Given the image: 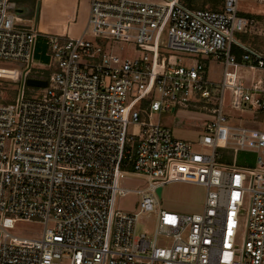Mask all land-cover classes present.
Masks as SVG:
<instances>
[{"label":"built area","instance_id":"built-area-1","mask_svg":"<svg viewBox=\"0 0 264 264\" xmlns=\"http://www.w3.org/2000/svg\"><path fill=\"white\" fill-rule=\"evenodd\" d=\"M239 3L91 0L80 35L46 34L50 63L39 70L38 28L21 24L17 0H0V61L17 65L0 67V80L21 84L9 97L0 87V264H264V129L234 125L225 112L264 113V52L235 37L264 25L240 15ZM108 42H133L145 54L124 58ZM187 54L223 60L222 80H210L201 61L184 64ZM241 68L260 75L246 85ZM29 78L48 84L27 90ZM181 108L214 115L198 140L210 152L152 118ZM223 149L256 153V162L223 165ZM131 175L146 185L122 187ZM177 181L207 188L202 213L160 206L157 189ZM129 192L139 195L137 211L117 210V196ZM143 215L154 227L137 234ZM17 221L42 223V236L13 235ZM162 236L172 242L161 245Z\"/></svg>","mask_w":264,"mask_h":264},{"label":"rangeland","instance_id":"rangeland-1","mask_svg":"<svg viewBox=\"0 0 264 264\" xmlns=\"http://www.w3.org/2000/svg\"><path fill=\"white\" fill-rule=\"evenodd\" d=\"M18 1V0H17ZM40 0H38L39 2ZM30 3L31 0L25 1ZM89 0H82L79 5V14L81 16L79 20V26L77 32L80 33L86 22ZM19 4H24L22 1ZM32 5H36L33 1ZM240 15L259 21L261 25H264V4H260L257 0H240ZM223 6V5H222ZM220 7V9L222 8ZM38 7V4H37ZM235 37L245 43L248 46L255 47L259 51L264 52V31L261 34H246L244 32H237ZM87 38L94 40L93 37ZM163 40H166V36H163ZM38 48L33 58L34 67L42 70L43 65L48 62V46L46 45L45 38L39 37L37 40ZM107 47L114 50L115 54H118L124 58L142 57L145 52L138 50L137 46L133 42H108ZM192 59H183L184 64H189L201 61L206 65L208 78L214 82H220L224 75L225 62L223 60H217L214 56H200V55H185ZM14 62L0 61V67L2 68H14L16 67ZM243 81L246 85H252L257 80L260 73L241 68ZM264 75V74H263ZM0 87L2 88V95L4 97L14 96L16 93L13 89H20L21 84L10 80L1 79ZM33 88L39 89L40 87L26 86L27 90ZM228 103V94L226 95ZM226 114L230 115V122L237 126H254L262 127L264 129V113L251 112L244 109H236L233 106L227 105L225 107ZM262 114V115H261ZM259 116V118H255ZM154 121L161 120L162 123L169 126L175 138L182 139L191 142L195 149L203 152H210L211 149L203 148L198 144L199 137L206 132V125L214 120V115L208 114L198 108H181L175 111H170L163 114L160 118L158 112H154L152 115ZM257 121V122H256ZM129 131L133 133L139 132V127L136 125H130ZM257 155L253 152L236 151L223 149L220 150V159L223 165L236 166L243 168H250L256 162ZM120 185L128 189H139L146 185L144 177L131 175L120 179ZM248 185V183H247ZM207 195V188L203 185L188 183V182H170L163 186L162 195L159 196L160 206L168 211H173L181 214H196L202 213L205 207V200ZM139 195L135 192H129L124 196L118 195L116 199V209L120 211H137L138 209ZM248 200H246L244 208L246 212L241 215L240 225L238 229L237 242L239 245L244 244L245 234L247 230L248 222ZM154 227L153 215H143L137 225V234L144 233L146 229ZM44 225L37 221H17L10 231L13 235L29 238H40L42 236ZM172 241L164 236L159 238L161 245H169Z\"/></svg>","mask_w":264,"mask_h":264},{"label":"crops","instance_id":"crops-1","mask_svg":"<svg viewBox=\"0 0 264 264\" xmlns=\"http://www.w3.org/2000/svg\"><path fill=\"white\" fill-rule=\"evenodd\" d=\"M20 1L24 3L19 4L21 7V24L37 27L39 30L37 40L39 37H44L46 45L48 40L46 34L48 33L67 32L71 36H78L87 25L91 0L88 2L86 22L80 33L76 30L80 23L79 5L82 0H40L39 12L37 11L38 0H31V2L33 1L36 4L35 6L31 2H25L27 0H18V2ZM37 40L34 56L38 48ZM47 56L48 62L45 65H49L50 63V56Z\"/></svg>","mask_w":264,"mask_h":264},{"label":"trees","instance_id":"trees-1","mask_svg":"<svg viewBox=\"0 0 264 264\" xmlns=\"http://www.w3.org/2000/svg\"><path fill=\"white\" fill-rule=\"evenodd\" d=\"M187 6L194 9L219 10L225 0H182Z\"/></svg>","mask_w":264,"mask_h":264},{"label":"water","instance_id":"water-1","mask_svg":"<svg viewBox=\"0 0 264 264\" xmlns=\"http://www.w3.org/2000/svg\"><path fill=\"white\" fill-rule=\"evenodd\" d=\"M40 2H41V1H39V3H38V7H37V11H38V12H39V10H40V5H41ZM27 84L30 85V86L45 87V86H47L48 81L45 80V79H34V78H29V79L27 80ZM162 191H163V187H159V188L157 189V193H158L159 196L162 195Z\"/></svg>","mask_w":264,"mask_h":264}]
</instances>
